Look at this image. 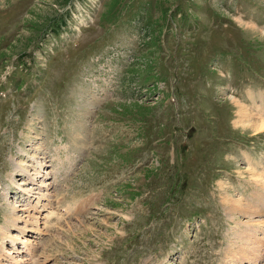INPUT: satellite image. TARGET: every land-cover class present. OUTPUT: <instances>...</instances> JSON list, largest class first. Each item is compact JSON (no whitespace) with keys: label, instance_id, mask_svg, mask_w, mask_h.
I'll return each mask as SVG.
<instances>
[{"label":"rangeland","instance_id":"obj_1","mask_svg":"<svg viewBox=\"0 0 264 264\" xmlns=\"http://www.w3.org/2000/svg\"><path fill=\"white\" fill-rule=\"evenodd\" d=\"M238 103L264 0H0V263L264 264Z\"/></svg>","mask_w":264,"mask_h":264},{"label":"bare ground","instance_id":"obj_2","mask_svg":"<svg viewBox=\"0 0 264 264\" xmlns=\"http://www.w3.org/2000/svg\"><path fill=\"white\" fill-rule=\"evenodd\" d=\"M236 105L238 106L236 124H239V123L246 124L247 123V124H250V127L252 129H254V131L256 130L258 132H264V116L260 113V111H259L260 108L259 107L254 111V110H251V109H249V108H247V107H245L243 105L241 106V104H239V103L236 104ZM244 124H243V126H244ZM38 174H40V173H38ZM232 205L235 206L234 204H232ZM233 206H232V208H234ZM19 219H20V217H19ZM29 231H33V230L31 229ZM21 232L25 233L24 230H22ZM4 235H5V237H7L5 239H8L9 240V243L11 244V247L14 248V246L16 245V241L18 239L16 237H10L11 235L10 236H7L6 233H4ZM2 250H5V248L2 249ZM8 252H9L8 253V255H9L10 254V251H8ZM239 254H240L239 252L237 254H235V257L240 260L241 258L238 257ZM243 258H247V254H245L243 256ZM0 264H2V263H0Z\"/></svg>","mask_w":264,"mask_h":264}]
</instances>
